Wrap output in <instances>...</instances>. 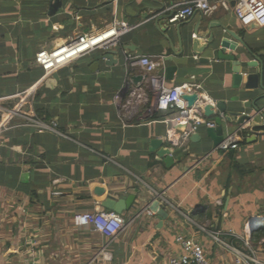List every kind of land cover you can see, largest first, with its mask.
<instances>
[{"label": "crops", "instance_id": "0c3cea01", "mask_svg": "<svg viewBox=\"0 0 264 264\" xmlns=\"http://www.w3.org/2000/svg\"><path fill=\"white\" fill-rule=\"evenodd\" d=\"M180 1L0 0V101L12 107L21 101L18 94L36 85L33 97H22L21 111L57 129L42 130L26 118L8 119L0 111V124L5 123L0 135V264H160L180 253L175 241L180 233L201 242L212 264H236L233 253L197 225L231 234L228 240L248 252L240 239L246 234L264 264V128L253 132L249 124L238 127L225 120V139L238 132L239 146L222 150L208 137L209 126L202 124L196 132L200 137L174 148L168 164L150 150L155 138L171 147L165 139L167 113L148 112L147 100H135L120 113L117 101L122 102L129 74L126 55H152L162 59L164 70L178 66L173 79H166L168 87L200 84L201 94L223 99L227 110L264 121V97L256 102L259 112L244 106L264 95V89L244 88L246 73L257 69L243 64L253 59L248 48L264 53V26H243L232 9L223 8L169 25L166 9ZM115 19L140 25L122 36L114 65L97 48L43 77L34 61L41 48L96 33ZM195 28L202 35H215L198 56L188 43ZM225 29L243 36L247 44L227 50L243 64L239 88L231 62L217 54ZM179 31L183 55L165 62L180 49ZM261 60L264 65V55ZM133 69L142 74L141 67ZM205 118L215 122L214 117ZM133 191L137 199L122 213L128 225L117 235L75 226L76 213L109 210L103 205L106 198ZM157 192L169 201L161 228L156 214L145 210ZM254 219L262 225L249 234L246 229ZM105 252L110 260L104 259Z\"/></svg>", "mask_w": 264, "mask_h": 264}, {"label": "built area", "instance_id": "2783aa9c", "mask_svg": "<svg viewBox=\"0 0 264 264\" xmlns=\"http://www.w3.org/2000/svg\"><path fill=\"white\" fill-rule=\"evenodd\" d=\"M220 8L226 10L232 9L243 26H249L254 22L259 26H264V0H183L172 4L166 9V12H168L166 20L169 25L177 24L190 19L197 13L203 16H210ZM139 25L140 23H130L115 19L109 27L96 33L82 34L69 42L53 48H41L36 53L34 61L44 71L43 77L45 78L61 66L67 65L97 48L107 50L117 47L120 44L122 36L137 29ZM125 65L128 69L141 67L145 79L139 86L130 91L124 99L121 97V103L117 101L120 113L128 109V106L133 104L135 100H147L146 102L149 104L148 112L150 113L156 110L166 112L167 116L163 120L167 125L165 139L173 149L185 145L191 136L197 132L200 125L215 126V122L212 123L205 118L204 106L208 103L215 106L216 101L198 91L201 88L200 84L186 82L178 86L168 87L166 85V73L160 57L128 54L125 57ZM36 90V85H33L22 91L17 95L20 96L21 101H18L12 107L0 101V111L2 115H7L8 119L13 116L23 117L42 130L50 129L55 131L57 129L54 125L38 118L29 117L21 111L22 105L25 102L22 97H33ZM194 92L198 93V100L193 106H190L183 96L184 94H193ZM150 94L153 95L152 101H148ZM5 98L10 99L13 97ZM0 100L2 99L0 98ZM169 112L171 113L169 114ZM4 124H0V135ZM181 125H185V127L180 129ZM242 127H245V125ZM238 139V132H235L232 136L225 139L218 146V149H235L239 146ZM155 197H160L164 205L169 203L164 193L157 192ZM145 210L149 215L155 214V212L148 208ZM73 222L77 227H90L93 231L108 237L117 235L128 225L126 217L114 210L79 212L74 215ZM258 222V225L255 227L250 223L246 231L251 234L255 228L262 225V221ZM197 227L214 243L233 253L236 264H262L256 257L249 238H244L246 234L243 237L241 236L242 238L240 239L243 240L244 247L248 252L235 246L228 240L231 234L201 225H197ZM175 241L180 246V253L169 256L160 264H212L207 257L205 246L193 236L180 233L177 234ZM104 259H111L108 252H105Z\"/></svg>", "mask_w": 264, "mask_h": 264}, {"label": "water", "instance_id": "95a60500", "mask_svg": "<svg viewBox=\"0 0 264 264\" xmlns=\"http://www.w3.org/2000/svg\"><path fill=\"white\" fill-rule=\"evenodd\" d=\"M58 3V1H57ZM56 4L53 5V10L56 9ZM167 18V17H166ZM165 19V18H163ZM259 25L254 22L248 26L250 27H258ZM212 24L208 26V30H212ZM226 35L221 36L219 40V48L217 50V54L219 59L227 60L231 62L232 71H233V79H234V86L239 88L243 82L244 75L242 74L241 70L243 64L248 69H257L255 72L246 73V83L244 85L245 89H256L258 86L264 89V65L261 60V56L264 53L254 54L252 53L251 49L248 48L249 53L253 56L252 60H248L243 64L241 61L236 59V55L233 53H227V50L235 51L238 47L239 43H242L246 47V42H244V37L238 34L233 33L232 31L226 30L224 31ZM179 39H180V49L179 51H175L174 54L171 56H167L164 58L165 62L174 61V57H181L184 52V43H183V35L182 32L179 31ZM215 40V35L209 31L207 35L200 34L199 28L193 29L192 34L190 35L188 43L190 44L191 52L196 56L201 55L206 48H208ZM126 49V47H125ZM118 48H110L104 50L103 57L106 59V63L109 65H114L118 59H115V55L119 54ZM207 60V59H206ZM97 64V63H95ZM178 66L177 65H168L166 70V79L172 80L174 77V73L176 72ZM133 68L129 69V74L125 83L124 88L121 91V97L124 99L130 91H132L135 87L139 86L145 79L143 74H135ZM188 102L190 106H193L195 102L198 100V93L194 92L193 94H184L183 96ZM264 95L258 97L254 101H247L244 106L251 108L254 107L256 112H259L261 108L256 105V102L260 99H263ZM228 104L223 99L216 101V105H212L208 103L204 106V115L208 118L214 117L215 118V126H209L207 128V135L213 141L215 147H218L224 140V121H228L235 126L242 127L246 124L250 125V128L253 132L256 129L264 128V121L262 123H257L253 120L252 115L248 113H243L241 111H233L227 110ZM236 118V119H233ZM200 137L198 133H195L191 136V140L195 141ZM150 150L155 152L159 158H164L165 162L170 164L173 162V148L169 146H165L162 139L155 138L150 143ZM103 189L97 187L95 191L98 193L102 192ZM138 193L133 191L132 193H120L118 198H111L108 197L103 201L104 207L108 208L109 210H114L118 213H123L126 210H130L134 205L137 199ZM145 208H148L155 212L156 216L158 217L159 224L158 228L163 226L164 220L168 217V211L164 202L159 197L153 198Z\"/></svg>", "mask_w": 264, "mask_h": 264}, {"label": "bare ground", "instance_id": "6f19581e", "mask_svg": "<svg viewBox=\"0 0 264 264\" xmlns=\"http://www.w3.org/2000/svg\"><path fill=\"white\" fill-rule=\"evenodd\" d=\"M250 223H252L253 224V227H255V226L258 225L259 222H258V220H255L254 219V220H251Z\"/></svg>", "mask_w": 264, "mask_h": 264}, {"label": "trees", "instance_id": "16d2710c", "mask_svg": "<svg viewBox=\"0 0 264 264\" xmlns=\"http://www.w3.org/2000/svg\"><path fill=\"white\" fill-rule=\"evenodd\" d=\"M234 166L237 167V168L239 167L238 164H236V163H234Z\"/></svg>", "mask_w": 264, "mask_h": 264}]
</instances>
